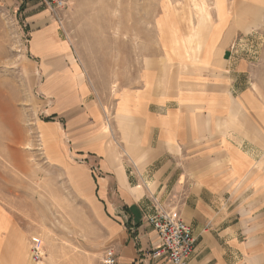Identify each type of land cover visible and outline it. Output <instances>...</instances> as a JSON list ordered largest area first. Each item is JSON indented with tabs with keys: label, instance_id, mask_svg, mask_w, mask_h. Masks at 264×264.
Masks as SVG:
<instances>
[{
	"label": "crops",
	"instance_id": "crops-1",
	"mask_svg": "<svg viewBox=\"0 0 264 264\" xmlns=\"http://www.w3.org/2000/svg\"><path fill=\"white\" fill-rule=\"evenodd\" d=\"M15 1L25 6L30 51L45 78L41 90L54 86L45 111L63 123L41 125L59 126L75 155L100 160L98 185L95 171L78 168L87 172L90 203L114 233L117 264H170L153 257L157 237L147 218L155 204L192 227L195 251L186 264H264V131L255 125V103L226 35L209 41L200 68L183 49L165 50L151 57L135 87H120L114 113L120 103L126 118L118 113L113 127L121 154L102 131L101 124L109 126L95 125L92 116L103 115L111 93L93 99L86 79L88 92L67 84L72 67L59 24L40 0ZM239 100L247 104L245 117L230 120ZM5 240L0 237V264H16L13 250L10 260H1Z\"/></svg>",
	"mask_w": 264,
	"mask_h": 264
},
{
	"label": "rangeland",
	"instance_id": "rangeland-1",
	"mask_svg": "<svg viewBox=\"0 0 264 264\" xmlns=\"http://www.w3.org/2000/svg\"><path fill=\"white\" fill-rule=\"evenodd\" d=\"M203 1L213 28L225 19L214 40L226 35L234 60L244 69L261 134L264 0ZM24 9L15 0H3L0 7V237L7 238L12 229L22 235L28 248L27 264H101L106 252L114 249L115 236L103 214L90 203L87 172L78 168L86 166L89 175L95 171L98 185L100 160L75 155L59 126L48 129L41 125L47 120L54 123L51 127L63 123L45 111L54 100V86L41 90L45 78L30 51ZM198 12L191 0H69L62 12L60 46L68 49L72 67L65 73L67 84L73 88L82 85L81 90L88 92L86 79L93 99L96 92L111 93V103L103 104V115L92 116L95 125L102 121L109 126L108 137L114 139L121 154L113 127L121 112L119 103L114 113L117 91L122 85L135 87L137 75L149 67L151 57L163 56L165 50L176 53L183 49L195 67H202L205 50L199 56L191 54L186 40V19L197 24ZM50 17L54 19L52 13ZM237 102L230 120L238 112L245 117L247 104ZM255 141L262 142V137ZM263 164L264 159L260 167ZM1 255L10 260L6 249Z\"/></svg>",
	"mask_w": 264,
	"mask_h": 264
},
{
	"label": "built area",
	"instance_id": "built-area-1",
	"mask_svg": "<svg viewBox=\"0 0 264 264\" xmlns=\"http://www.w3.org/2000/svg\"><path fill=\"white\" fill-rule=\"evenodd\" d=\"M48 7L59 26L63 25L62 12L69 5V0H40ZM3 0H0V7ZM157 237L153 246V257H164L170 264H186L195 251V238L192 227L171 210L155 204V213L147 218ZM101 264H117L114 249L106 252Z\"/></svg>",
	"mask_w": 264,
	"mask_h": 264
},
{
	"label": "bare ground",
	"instance_id": "bare-ground-1",
	"mask_svg": "<svg viewBox=\"0 0 264 264\" xmlns=\"http://www.w3.org/2000/svg\"><path fill=\"white\" fill-rule=\"evenodd\" d=\"M191 3H193L195 9H197L199 11L198 12L199 17H197V19L198 18L199 19H198L197 24H195L193 22V19H189V18L186 19V22L188 24V30H189V34L186 35V38H187L186 40H187V44H188V50L190 51V53L195 55V56H199L203 52V50H205V52H207L209 50L208 49L209 48V45H208L209 41L214 40L216 38V35L219 33L218 30H219L220 24L224 23L225 19L223 21H221L219 25H217L218 24L217 23L216 24L217 26L215 25L216 27L213 28L212 25L209 23V21H210L209 11H208V8H207L206 4L204 3V1L203 0H200V1L199 0H191ZM232 8L234 9L233 5H232ZM218 13L219 12L217 11L216 14H218ZM192 18H194L193 15H192ZM206 37H208V38H207V41L205 42ZM66 50L68 51V49H66ZM118 115H119V117L126 118V117H123L121 112H119ZM240 116H241V112H238L236 114L235 118H240ZM231 125H234V123H231ZM101 128H102V131H104V132H106L108 130V128L104 124H101ZM4 247L6 249V253H8L9 255H12V250L14 251V258H15L16 264H23V262L25 260H27V257H28L27 244H26L24 238L22 237V235H19V233L15 229H12L9 232V234L5 240ZM10 258H12V257H10ZM77 259L79 260V258H77ZM1 260H4V257H2ZM73 260H74V258H73ZM82 260H86V259H82Z\"/></svg>",
	"mask_w": 264,
	"mask_h": 264
}]
</instances>
